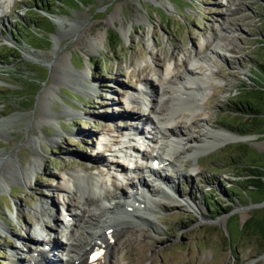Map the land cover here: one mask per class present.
Returning <instances> with one entry per match:
<instances>
[{
  "label": "rangeland",
  "instance_id": "obj_1",
  "mask_svg": "<svg viewBox=\"0 0 264 264\" xmlns=\"http://www.w3.org/2000/svg\"><path fill=\"white\" fill-rule=\"evenodd\" d=\"M39 2L0 3V220L6 225L0 229V264L25 263L31 243L23 244L24 235L47 215L57 226L60 216L53 210L60 199L80 206L85 181L73 187L70 173L93 169L103 185L112 180L109 169L121 173L115 162L130 173L142 161L129 148L117 147L115 161L104 151L106 134L115 128L111 118L128 112L127 96L142 78L160 84L159 76L183 77L185 63L203 89L181 126L191 140L175 157L180 175L170 182L177 194L162 198V192L159 202L148 203L115 254L120 264H264L261 241L240 231L250 216H264V119L260 133L248 128L240 134L234 125L241 120L230 111L253 84L248 76L259 82L250 72L264 57L258 43L264 0H63L60 7L40 5L48 11L35 7L36 18L29 7ZM161 97L155 104L168 105ZM224 129L241 139L200 148L212 139H206L210 131ZM196 146L202 151L194 152ZM108 159L114 161L109 167ZM93 160L100 164L93 167ZM230 187L239 192L228 193ZM105 191L109 187L99 189ZM217 205L230 208L209 210ZM74 222L84 239L80 247L95 228L90 220Z\"/></svg>",
  "mask_w": 264,
  "mask_h": 264
},
{
  "label": "bare ground",
  "instance_id": "obj_2",
  "mask_svg": "<svg viewBox=\"0 0 264 264\" xmlns=\"http://www.w3.org/2000/svg\"><path fill=\"white\" fill-rule=\"evenodd\" d=\"M206 48H208V46ZM182 69H183L182 70L183 71L182 73L184 75H190L189 76L188 85H186V86L185 85H182L181 82H178L177 85H175L173 87L170 85V84L176 83V82H171V81H173V80L175 81V79L177 78V75L159 76V81H160V85H161L160 91H163L159 95H160V97L161 96H164V94L165 95H168L169 96L168 98H169V100L171 102L170 110L172 112L167 111V112H170V114L168 115V120L167 119L163 120L166 125L167 124L169 125L170 128H167L169 132H173L174 131V129H175L174 126L175 125H176V129H177L178 126H179L178 124H182V122L184 120L186 121L185 118H187V117H185V114H183L184 112H182L181 114H178V117L176 116L177 113L181 110V108L182 109L183 108H188V110H190L191 109L190 106L196 105L199 102V101H197V98H196V94L197 93H193V92H194V90H196L197 92H200L201 91L200 90L201 87H202L201 83H198V82L192 80L196 76H195V72L193 71L192 68L189 67L188 64L185 63L183 65ZM211 72L212 71H210V74H211ZM224 76H225V74H224ZM142 81L148 82V78L147 77L142 78ZM199 81H201V80H199ZM150 84L152 86V83H150ZM181 93L182 94H185L184 95L185 98H183V99H186V100H183L182 98H180V96H178ZM160 97H157L156 96L155 99H157V98L159 99ZM139 99H141L142 101H146V102H149V103L152 104L151 97L150 98H146V96L140 95L139 96ZM180 100H183V103H184V106L183 107H179L180 106V103L179 102H174V101H180ZM166 103H167V100H166ZM173 103H174V105H173ZM142 104H144L145 106L148 107V104L147 103H142ZM208 109H209V107H208ZM175 116H176V118H175ZM187 116L190 117V115H187ZM192 118H193V116H192ZM197 119L198 118H195L194 120H197ZM214 130H216V129H214ZM174 133H176V132H174ZM182 134H183L182 131H180V134L179 135H182ZM209 136H212V139L208 140L203 145H200V148H208L209 146H212V145L213 146H216V145H219L220 143L225 142L228 139H234V140L235 139H241L239 136L235 135L234 132L233 133H229L225 129L222 130V131H210V133H208V136H207L206 139H208ZM206 139H204V140H206ZM187 140L190 141L191 138L189 137ZM170 141H172V140H170ZM197 144H198V142H197ZM128 148L131 149V147H128ZM197 150H198V147L197 146L194 147V152H197ZM133 151H135V153L137 155H139L140 157H141V155L143 156V153L140 154L141 152L139 153L136 150H133ZM198 151L201 152L202 150L201 151L198 150ZM194 152H193V154H194ZM151 153L152 152H147V155H150L151 156ZM124 161H125V159H124ZM119 162H115V164L117 165L118 168L121 169V171H124V166H122V162H120V163ZM136 167L137 166H135V168ZM79 168L83 172H79V171L73 172V173H70L69 176L71 178V182H72L73 187H76L77 189H80L79 186H81L82 185L81 183L83 181H85V182H83L85 184V187L83 185L82 186L84 188V194H87V195L86 196H83L82 199L79 201L80 202V206L82 207L81 214H80V216H81V222L85 224V223L89 222V220L90 221L99 220L102 217V216H100V213L99 212H93L90 207H94V208L96 207V209L99 208L102 211L113 212L115 214V217H113V218L112 217H109V218L106 217V218H103L101 220V224L102 225H105L106 224L105 225L106 226L105 229L106 228H111L112 229L111 230V236L107 237V233L105 231L101 232V231H97L96 230V231H94V233L92 235L91 241L90 242H86L85 245H81L80 247H78V245L77 244H74L72 241H70L68 243L67 246H68V249L70 251H73L74 249H77L78 250V251H75L76 256L73 258L72 263H75V264H91V261L89 260V256H88L89 251L92 250V249H94V248H96V246H98V247L104 246V248L106 249L104 259L103 260H99L97 262V264H120L119 258L115 254V251L117 250V248L120 247L119 246V244H120L119 239L121 237H123V236L128 235V233H129L128 232V226L130 225L132 227L135 224H137L136 222L142 220V214L143 213H146L148 211V208L145 205L144 206H142V205L136 206L135 205V203H137L136 200H138V203H143L144 204V201L142 199H138L139 195L137 193L132 194V198L135 200L134 203L133 202L130 203L128 201L127 202L126 201H122L123 197L122 196H117V192H116V190H118L119 187H114L115 188L114 189V191H115L114 193L113 192H110V191H105V192L100 193L99 195H97V193H99V189L101 188L98 179H96V177L93 176L92 174L88 173V170L86 168L81 167V166ZM25 173L26 172H24V176H25ZM167 183H169V182L167 181ZM165 188H167V189H165ZM165 188L163 187L162 198H164L165 192L167 194H170V193H174V191H175L174 186L172 184H170V183H169L168 187H165ZM65 190L66 191H70V186L69 185L65 186ZM150 190H151V192H159L160 191L158 188H153V187H151ZM150 190H149V192H150ZM145 192H147V191H145ZM155 194L156 193H154V194L151 193V195L153 196V198L151 199V202H153V203L156 204V202H159L160 199H161L160 198V196H161L160 194L161 193L159 194L160 196L158 198L155 197ZM105 200L108 201V202H109V200H114V202L107 204ZM70 209H69V211H70ZM122 209H125V210L131 212V214H129V216H128V217H130L129 218L130 219V222L126 223V221H122V220L121 221H117L118 220V216H120L119 214L122 212ZM144 217H146V216H144ZM4 225H5V222H3L2 220H0V229H2L4 227ZM66 225H68V224L66 223ZM70 225H73L74 228H75L76 223H71ZM134 228L135 227H133V229ZM133 229L131 228V230H133ZM2 230H4V228ZM73 236H76V232L75 231H73V233H72V237ZM130 236H132V235H130ZM28 237H31V236L28 235ZM111 239H114V240L112 241ZM124 240L125 239H123V241ZM40 253L43 255L42 252H40ZM43 257H44V255H43ZM45 259H46V256H45ZM33 260L37 264H43V263H39L40 262L39 255H37V257L35 259L33 258Z\"/></svg>",
  "mask_w": 264,
  "mask_h": 264
},
{
  "label": "trees",
  "instance_id": "obj_3",
  "mask_svg": "<svg viewBox=\"0 0 264 264\" xmlns=\"http://www.w3.org/2000/svg\"><path fill=\"white\" fill-rule=\"evenodd\" d=\"M39 1H40L39 2L40 4H37V5L34 4L29 7V11L30 13H33L31 14L33 15V17L34 16L38 17V14H40V13L35 12V9H34L35 7L36 9H39V10L43 9V10L48 11V8H46L47 6L50 5L53 8L60 7L58 5V2L59 1L63 2V0H39ZM43 3H46V7L43 5L40 6ZM27 24L31 28L34 25V21L28 22ZM17 27L20 30H22L23 28H25V25H23L22 22L18 21ZM108 36H109V33H108ZM258 43L260 44L259 47L264 48V16L262 19L261 35H260V39H258ZM9 55L10 54H8L7 56ZM10 56H13V55H10ZM254 66H255V69L253 70V73L250 72V74L254 75L255 78L259 80V82H256L254 78H251L250 76H248V79L253 84L249 88L244 87V91H242L241 93L242 96L239 97V99H237V101L233 103V106L231 107L229 106L231 113L234 114V116L240 118L241 120L240 123L234 125V128L236 127L234 129L236 130L235 132L240 133V134H244L245 132L250 131L249 130L250 128L254 129V133H260L258 132V126L262 124L261 121L264 119V57H263V60L258 59L257 62L254 63ZM246 94L249 96H246ZM250 98L251 99L255 98L256 99L255 102H253V100H251ZM260 101H261V105H259ZM242 128L246 131H244ZM248 172L250 174L263 177L262 173L256 174L251 168L248 169ZM227 192L231 194H237L235 192H239V191L235 187H230V189ZM228 200H230L231 202L233 201V199L231 198H229ZM220 202L221 204H223L224 201H220ZM229 208H230L229 205H219V206L217 205V207L210 206L209 210H216L217 212L218 210L222 212H227ZM240 231L244 235L248 233L252 235L254 238L260 240L262 243L260 247V250H261L260 253L264 252V216L262 218H254L253 216H250L241 225Z\"/></svg>",
  "mask_w": 264,
  "mask_h": 264
}]
</instances>
